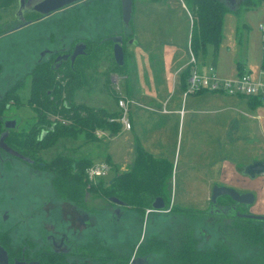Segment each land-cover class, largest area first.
I'll use <instances>...</instances> for the list:
<instances>
[{
	"label": "rangeland",
	"instance_id": "obj_1",
	"mask_svg": "<svg viewBox=\"0 0 264 264\" xmlns=\"http://www.w3.org/2000/svg\"><path fill=\"white\" fill-rule=\"evenodd\" d=\"M237 1L240 4L241 0ZM26 4L27 0L23 1L24 7ZM86 4L84 0L72 3L46 18H37V14L27 12L26 20H32L27 25H23L25 20L18 14L20 0L9 9L0 6V88L25 82L19 90L22 105L12 104L5 112L7 116L17 115L20 126L35 115L28 104V73L40 58V52L51 45L65 44L68 47L73 41H99L118 34L125 37V64L122 68L115 62L111 41L107 45L108 54L89 67L86 85L75 95L77 102L103 106L111 111L120 110L116 95L135 101L142 96L139 87L148 89L155 78L163 81L164 77L158 76L162 68L174 67V71L179 70L180 73L190 64L192 16L183 0H133L132 20L127 26L122 21L121 0H112L102 17L96 19L88 14ZM260 24H264V0L248 10L225 14L224 38L214 67L218 76L237 77L239 61L253 77H257L261 69L264 37ZM134 35H137V41L126 45ZM211 56L212 47L209 48L207 62L211 61ZM127 87L132 96L126 94ZM221 98L223 100L214 108L225 115L234 114L240 123L234 129L220 124L228 132L231 144L211 141L213 136L209 131L198 133L190 141L186 128L181 130L177 125L169 128L162 150H151L153 154L171 157L177 167L178 174L174 175L171 184L169 207L164 211H146L143 221L130 210L117 220V205L107 199L89 196L86 202L88 210L82 211L87 213L89 224H80L72 213L73 209L80 211L79 208L55 195L50 182L51 172L31 166L0 148V242L8 239L12 245L20 246L24 241H33L32 247H36L38 242L47 244L46 224L53 219L58 222L59 231L66 229L69 236L78 241L79 250L86 249L88 253L101 246L118 252L131 242L138 241V245L144 237H164L179 225L194 228L201 249H209L221 242L241 244L235 232L227 229L229 220L226 216L209 213L205 217L190 219L171 210L192 208L209 211L211 190L219 184L240 192L247 189L254 193V203L238 204L237 211L264 215V174L251 177L244 170L254 161L264 162V125L259 118L244 113L248 108L241 105L242 102L233 103L231 98ZM219 120L225 121L222 117ZM97 135L101 141L86 140L83 136L61 139L55 146L41 152V161L48 162L57 154H89L94 163L102 162L109 140L101 131ZM127 148L122 136L110 142V150L119 162L124 154H128ZM132 157L131 153L129 159ZM114 174L115 169L101 179L108 183V178ZM208 179L215 181L212 188L209 183H202ZM242 246L235 249L239 258L252 261L260 257L257 246L248 242ZM80 259L76 258L75 263Z\"/></svg>",
	"mask_w": 264,
	"mask_h": 264
},
{
	"label": "trees",
	"instance_id": "obj_2",
	"mask_svg": "<svg viewBox=\"0 0 264 264\" xmlns=\"http://www.w3.org/2000/svg\"><path fill=\"white\" fill-rule=\"evenodd\" d=\"M16 1L0 0V6L9 9L15 5ZM84 1L87 2L88 14L96 19L102 17L104 10L111 5L112 0ZM183 1L192 16L189 36L190 53L197 62L207 63L206 57L209 48L212 47L210 63L215 65L219 46L224 38L225 14L228 11L248 10L263 0H241L235 8H231L226 0ZM124 26L127 25L124 24ZM110 37L99 41L86 40L85 53L78 55L73 63L68 60L57 67L50 62H36L28 73L30 77L28 104L35 115L23 126L10 128L5 141L25 157L14 156L15 158L51 172V186L60 200L72 203L81 210H88L86 202L89 196L103 199L115 196L123 200L126 208L135 212L143 221L147 208L152 207V202L156 197L161 196L164 199L165 210L169 207L168 200L172 190L174 169V163L170 159L155 156L137 143L131 166L126 171H117L108 183H104L103 179L93 181L88 178L87 170L94 164V159L89 154H57L48 162L41 161V152L55 146L61 139H78L83 136L86 140L101 141L97 131L107 130L111 135H115L122 130L123 124L118 120L122 114L121 109L111 111L103 106H93L85 102H77L75 99L76 92L86 85L89 67L108 54L107 45L113 41ZM122 37L124 47L125 37L123 35ZM75 43L73 41L70 44V51L73 50ZM262 44L261 68H264V37ZM191 68L192 63L190 62L181 72L184 90L188 87ZM237 69L238 75L248 72L243 63L239 61ZM24 84L25 82L10 84L7 88L6 100L0 102V136L4 129L1 115L6 108L5 104L7 108L12 104L22 105L19 90L24 87ZM126 89V94L132 96L128 87ZM241 96L247 98L253 109L264 104V99L260 96ZM116 100L118 103L119 96L117 95ZM104 154L105 161L113 165L111 156L107 152ZM217 203L221 206L235 202L229 196L224 195L218 198ZM171 210L176 215L187 216L190 219L205 217L209 213H215L221 217L225 215L229 220L227 229L235 232L234 235L241 244L231 245L221 242L209 249H201L200 240L194 228L179 225L164 237H144L138 245V241L131 242L123 245L118 252H113L108 246H101L92 249V252L82 254L89 256V264H128L135 249L138 255L151 257L155 262H159L158 264H264V220L238 216L236 210L227 214L216 212V210L210 212L192 208L180 210L172 208ZM244 242L259 248L260 257L257 260L239 258L235 249L242 248ZM0 243L6 245V242ZM42 256L44 260L42 259L41 264H72L70 260L68 261V255L65 254L57 255L47 250L42 253Z\"/></svg>",
	"mask_w": 264,
	"mask_h": 264
},
{
	"label": "crops",
	"instance_id": "obj_3",
	"mask_svg": "<svg viewBox=\"0 0 264 264\" xmlns=\"http://www.w3.org/2000/svg\"><path fill=\"white\" fill-rule=\"evenodd\" d=\"M236 2L238 5L237 0ZM210 65L215 67L216 64L213 65L210 62H207L206 64L202 62L197 63V67L203 71H206ZM174 69V67L169 68L168 66L162 68L163 71L162 73L160 72L158 76H163V81L155 78V81H153L154 83L150 84L148 89L144 86L138 88L142 96L135 101L133 100L130 106L128 114V118L131 122L130 129L123 126L122 130L115 135H111L107 130H99L109 140L106 152L111 156L113 165H109L110 170L108 173L112 172L113 169H115V173L117 171H126L131 166L134 160L137 143H140L152 154L153 152L151 150L153 149L162 150L164 140L166 139L165 136L169 133V128L173 125H177L181 130L186 128L187 137L190 141H193L195 135L198 133L209 131L210 135L213 136L211 137V141H215L216 143L227 141L231 144L232 140L227 137L228 132L224 131L220 124H227L228 129H231V127L234 129V127L240 126V123L239 120L235 119L234 114L231 116L225 115L218 108H214L218 106L221 100H223L221 97L231 98L234 100L233 103L242 102L240 104L244 105V107L247 106L248 108V111H245L244 113L251 117L259 118L264 125V104L253 109L250 107L247 98L241 95L234 96L208 90L185 95V90L183 89L181 81L182 71L179 73V70L174 71ZM220 115H222L221 117L224 118L225 121L219 120V118H221ZM118 136H122V140L128 147L126 151L128 154H124L122 158H120L121 162L114 158L113 152L110 150L111 140ZM204 144L206 143L204 142ZM208 148L210 147L208 146ZM131 153L133 154L132 160L129 159ZM153 155L166 157L173 161V181L174 175L176 176L178 174L174 160L163 154ZM103 161L106 162L105 159ZM111 178L112 177H109L108 181H110ZM213 182L215 181L212 179L202 181V183H209L211 188ZM246 191L249 190L246 189Z\"/></svg>",
	"mask_w": 264,
	"mask_h": 264
},
{
	"label": "flooded vegetation",
	"instance_id": "obj_4",
	"mask_svg": "<svg viewBox=\"0 0 264 264\" xmlns=\"http://www.w3.org/2000/svg\"><path fill=\"white\" fill-rule=\"evenodd\" d=\"M39 1L40 0H31V1L27 0V4L24 7L23 13L21 14L23 20H25L23 22V25H27L29 22L32 21L31 19L26 20L27 12H29V13L36 12V13H39L37 15V18H46V17L50 16L51 14H53L55 11H57V10H55V11H52V12L47 13V14H43V13L34 11L33 7ZM53 41L54 40L51 39V43H53ZM77 44L78 43L74 44L73 50L75 49ZM70 48H71L70 45L68 47H66L65 44H62V46L51 45V47H47L40 52V58L38 59L37 62H50L53 65L59 67L60 65L63 64V62L71 60L70 54L73 52V50L70 51ZM65 54H68L69 56L67 58H64L63 55H65ZM71 63H73V62L71 61ZM6 98H7V84L4 86V89L0 88V102L6 100ZM5 107L6 108L1 115L2 120H3V128H4L1 133H3L4 131L9 132L10 128H7L5 125L7 123V121L12 122L11 120L15 119V121H16V127L15 128L19 127V125H20V123L18 122V116L17 115L7 116V114L5 113L7 111V104H5ZM7 154L12 155L9 152H7ZM114 197L115 196H112L107 200L118 206V209H116L115 212H116V219L119 220V219H121V217L125 213V211L128 209L126 208V204L123 200L116 197L120 201V202H118V201H115L112 199ZM45 204H48V202H46ZM233 204L234 203H232L230 205H221V206H219V204H217V207H213L211 211L216 210V212H220L223 214L232 213L234 210H236V209L232 208ZM120 209H121V211H119ZM79 210L80 211H75L74 209L72 210L74 218L77 217L76 220L80 224L88 225L89 223L87 220V218H88L87 213L82 212L83 210H81V209H79ZM147 211H154V210H152V207H151V208H147ZM75 215H77V216H75ZM222 216H225V215H222ZM61 222L63 223V219L61 220ZM57 224H58V222L53 221V219L50 221V223L48 222L46 224V227L48 228V234L46 236L47 244L38 242L36 244V247H32V244L35 242L24 241V243L22 245L14 246V245H12L10 240H8V239H7L5 246L0 243V246L5 250L4 254L0 253V264H17V263L19 264V263H23V262H25L26 264H29V263L33 264L35 262L37 264H41L42 259L44 260L42 253L47 252V250H50L54 254H57V255H59V254L60 255H62V254L68 255V261L70 260V263H72V264H75V258H82V259H80V261H77V264H89L90 258H88V256L82 254V253L87 252V250L86 249L79 250L78 241L75 240L74 238H71L66 229L62 228L61 231H59ZM73 233H75V229L73 230ZM135 259L139 260L137 262L138 264H144V262H142L143 259L147 260L149 262V264H156L155 260H153V258L143 256V255H138L136 249L133 252V254L131 255V257L128 261V264H132Z\"/></svg>",
	"mask_w": 264,
	"mask_h": 264
},
{
	"label": "water",
	"instance_id": "obj_5",
	"mask_svg": "<svg viewBox=\"0 0 264 264\" xmlns=\"http://www.w3.org/2000/svg\"><path fill=\"white\" fill-rule=\"evenodd\" d=\"M23 1L25 0H20V9L18 11V14L21 15L24 10V5ZM79 0H40L37 2L33 10L47 14L52 11L58 10L64 6H67L73 2H76ZM226 3L231 7L235 8L237 6L236 0H226ZM121 8H122V19L125 25H129L130 20L132 18L133 14V0H121ZM114 44H113V54H114V59L117 64L122 65L125 62V52H124V47H123V37L122 35H113L110 37ZM137 41V36L134 35L130 40L129 44L135 43ZM86 49V44L85 43H78L73 50V52L70 54V59L72 62L76 59L78 55L84 54ZM69 55L65 54L63 55L64 58H67ZM12 122H8L5 124L7 128H15L16 127V121L15 119L11 120ZM8 134V131H4L1 136H0V148L3 149L6 152L11 153L14 156L25 158L23 154L18 152L17 150L13 149L10 147L7 142L5 141V138ZM245 172L249 174L250 176H256L259 174H264V162L263 161H254L251 164L247 165L245 167ZM227 195L229 196L235 203L232 205L233 209H236V214L241 217L245 218H255V219H261L264 220V215L261 214H253V213H243L240 211H237V206L238 204H245V205H251L255 201V195L254 193L247 191V192H240L237 189L231 187V186H226V185H219L215 184L212 188V193H211V208L209 209L210 212L213 207H217V200L219 197ZM115 201H118V198L114 197L112 198ZM166 208V202L161 196H158L154 199L152 202V210L154 211H163ZM0 253H5V250L0 246ZM142 259V258H141ZM139 260L135 259L132 264H138ZM144 264H149V262L145 259H143ZM19 263V264H24ZM18 264V263H17ZM26 264V263H25ZM30 264V263H29ZM33 264H37L36 262Z\"/></svg>",
	"mask_w": 264,
	"mask_h": 264
},
{
	"label": "built area",
	"instance_id": "obj_6",
	"mask_svg": "<svg viewBox=\"0 0 264 264\" xmlns=\"http://www.w3.org/2000/svg\"><path fill=\"white\" fill-rule=\"evenodd\" d=\"M260 28L264 29V25L260 24ZM191 73L188 78V87L184 94L198 93L199 91L208 90L220 92L228 95H257L264 99V68H261L257 77H253L250 72H245L233 79L220 77L210 65L206 71L197 67V60L191 54ZM133 100L121 97L118 100V105L122 114L118 120L127 129L131 128V122L128 118L130 106ZM100 133V131H97ZM110 170L107 162L94 163L88 168V178L90 180H98L105 177Z\"/></svg>",
	"mask_w": 264,
	"mask_h": 264
}]
</instances>
